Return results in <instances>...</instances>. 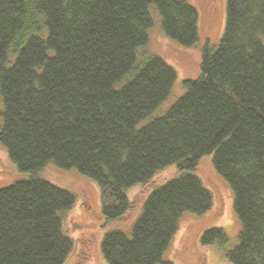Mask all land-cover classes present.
<instances>
[{
	"label": "trees",
	"instance_id": "trees-1",
	"mask_svg": "<svg viewBox=\"0 0 264 264\" xmlns=\"http://www.w3.org/2000/svg\"><path fill=\"white\" fill-rule=\"evenodd\" d=\"M151 5L168 38L196 43L197 12L186 0H0V142L20 172L51 162L95 181L107 221L130 211L127 188L170 166L187 171L151 191L129 236H103L107 264H172L162 254L182 215L212 207L190 173L212 154L240 225L224 256L264 264V0H226L223 33L202 47L199 77L138 128L176 79L160 57L137 56ZM74 203L34 174L0 188V264H66L74 244L62 213ZM200 240L222 248L227 236L213 227Z\"/></svg>",
	"mask_w": 264,
	"mask_h": 264
},
{
	"label": "rangeland",
	"instance_id": "rangeland-1",
	"mask_svg": "<svg viewBox=\"0 0 264 264\" xmlns=\"http://www.w3.org/2000/svg\"><path fill=\"white\" fill-rule=\"evenodd\" d=\"M186 1L197 12L198 40L191 47H184L168 38L161 28V17L157 8L151 5L148 9L153 24L147 32L148 42L138 48L137 56L147 54L160 57L175 70L176 79L170 94L149 116L137 124L138 128L152 118L163 115L182 96L183 82L199 77L202 47L206 43L209 46L217 45L223 33L226 0ZM186 172L170 166L156 173L147 183H137L127 188L125 194L131 203L130 211L118 220L107 221L102 213V206L107 203V199L103 200L95 181L81 175L76 169H61L51 162L32 173L20 172L0 142V188L26 180L34 174L74 195V205L62 213L64 232L74 244L66 264H107L100 248L103 236L114 231L129 236L141 213L142 204L151 191ZM190 173L197 176L210 191L212 207L202 215L189 212L182 215L177 231L162 254V260L172 264H232L224 256V250L235 245L240 229L232 208V191L228 183L215 171L212 154L201 157L194 171ZM213 227L221 228L227 236V243L222 248L217 243H201L203 232Z\"/></svg>",
	"mask_w": 264,
	"mask_h": 264
}]
</instances>
